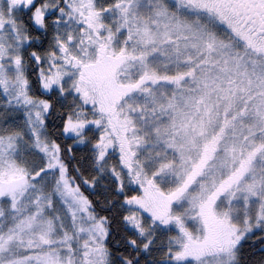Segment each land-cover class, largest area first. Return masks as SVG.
Here are the masks:
<instances>
[{"label": "snow or ice", "instance_id": "1", "mask_svg": "<svg viewBox=\"0 0 264 264\" xmlns=\"http://www.w3.org/2000/svg\"><path fill=\"white\" fill-rule=\"evenodd\" d=\"M0 264H264V0H0Z\"/></svg>", "mask_w": 264, "mask_h": 264}]
</instances>
